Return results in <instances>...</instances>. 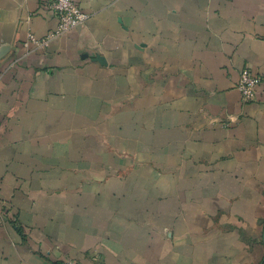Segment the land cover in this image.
I'll list each match as a JSON object with an SVG mask.
<instances>
[{
    "label": "crops",
    "instance_id": "obj_1",
    "mask_svg": "<svg viewBox=\"0 0 264 264\" xmlns=\"http://www.w3.org/2000/svg\"><path fill=\"white\" fill-rule=\"evenodd\" d=\"M0 0V264H264V0Z\"/></svg>",
    "mask_w": 264,
    "mask_h": 264
},
{
    "label": "built area",
    "instance_id": "obj_2",
    "mask_svg": "<svg viewBox=\"0 0 264 264\" xmlns=\"http://www.w3.org/2000/svg\"><path fill=\"white\" fill-rule=\"evenodd\" d=\"M44 2L48 10L58 19V28L43 40H38L33 34H29L26 47L31 45L48 47L51 41L84 25L88 19V15L79 6L78 0H44ZM237 88L245 102L256 101L258 90H264V74L256 75L249 69H243ZM64 264L77 263L67 260Z\"/></svg>",
    "mask_w": 264,
    "mask_h": 264
}]
</instances>
